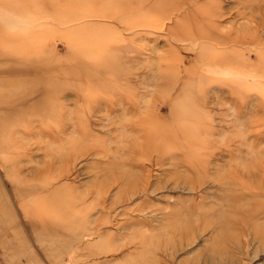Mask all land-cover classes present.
<instances>
[{
    "label": "rangeland",
    "instance_id": "rangeland-1",
    "mask_svg": "<svg viewBox=\"0 0 264 264\" xmlns=\"http://www.w3.org/2000/svg\"><path fill=\"white\" fill-rule=\"evenodd\" d=\"M171 2L0 0V264H264V0Z\"/></svg>",
    "mask_w": 264,
    "mask_h": 264
},
{
    "label": "bare ground",
    "instance_id": "bare-ground-1",
    "mask_svg": "<svg viewBox=\"0 0 264 264\" xmlns=\"http://www.w3.org/2000/svg\"><path fill=\"white\" fill-rule=\"evenodd\" d=\"M134 1V0H133ZM182 1L183 0H172V2L171 3H169L167 6H168V8H172V7H178L179 5H180V3H182ZM109 2V1H108ZM173 2H177V3H173ZM106 3V2H105ZM111 3V2H110ZM148 3V2H147ZM188 3V2H187ZM140 4H141V2H140ZM143 4V3H142ZM110 5V4H109ZM195 13V14H194ZM209 14H215V13H217L215 10L214 11H211V12H208ZM193 14L194 15H196V16H198V13L196 12V11H193ZM120 17V16H119ZM191 18H194V16L192 15V14H189L188 15V20H191ZM100 19V18H99ZM105 19V18H104ZM195 19V18H194ZM180 24V23H179ZM178 26H180V25H177V27ZM180 27H182V26H180ZM187 34V33H186ZM249 34V33H248ZM248 34H245V35H242V38H245V37H248V36H250V34L248 35ZM187 35H189V34H187ZM189 36H195V34H190ZM199 39V38H198ZM229 39V38H228ZM216 45V44H215ZM201 59V58H200ZM213 63V62H212ZM215 63V62H214ZM216 64V63H215ZM41 80V79H40ZM1 81V80H0ZM2 83V82H1ZM7 85V84H6ZM10 106H12V104H11V102L10 101H7V100H5V97L2 99L1 98V100H0V108H9ZM18 110V109H17ZM20 112V111H19ZM7 114V113H6ZM8 117V116H7ZM7 117H4V118H7ZM9 118V117H8ZM101 121V120H100ZM11 127H13V126H11ZM11 130H12V128H11ZM14 130V129H13ZM21 130V129H20ZM99 152V151H98ZM99 154V153H98ZM99 158V157H98ZM102 159V158H101ZM100 159V160H101ZM126 163H127V161H126ZM133 166V165H132ZM129 171V170H128ZM124 174V173H123ZM142 174V173H141ZM105 175V177L107 176L106 174H104ZM130 176V175H129ZM137 176V175H136ZM135 176V177H136ZM142 176V175H141ZM140 176V177H141ZM104 177V176H103ZM126 177H127V175H126ZM130 179V178H129ZM136 179V178H135ZM138 179V178H137ZM128 180V179H127ZM133 180V179H132ZM139 180V179H138ZM130 181V180H129ZM128 182V181H127ZM123 183H125V182H123ZM104 184V183H103ZM113 184V183H112ZM102 185V184H101ZM105 186V185H104ZM123 186H125V185H123ZM23 190H24V188H23ZM25 191H26V188H25ZM58 207V205H56V204H54L53 205V208H52V210H51V212L53 211H55V209ZM140 210V209H139ZM183 221V220H182ZM180 223H181V221H180ZM58 224H60V225H62L60 222L58 223ZM181 226V225H180ZM120 227V226H119ZM121 230V229H120ZM182 231V230H181ZM130 243V242H129ZM142 251V250H141ZM131 252V251H130ZM138 254H141V253H138ZM126 262V261H125ZM139 262V261H138ZM137 262V263H138Z\"/></svg>",
    "mask_w": 264,
    "mask_h": 264
}]
</instances>
